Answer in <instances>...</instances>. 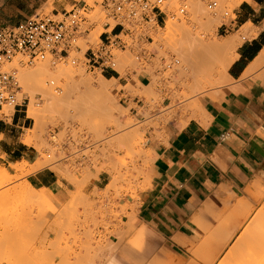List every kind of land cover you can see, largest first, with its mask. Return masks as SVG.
Instances as JSON below:
<instances>
[{
  "label": "rangeland",
  "instance_id": "374dc122",
  "mask_svg": "<svg viewBox=\"0 0 264 264\" xmlns=\"http://www.w3.org/2000/svg\"><path fill=\"white\" fill-rule=\"evenodd\" d=\"M100 1L50 0L39 11L41 16H53V10L56 7L59 11H62V8L69 10L75 3L82 6L86 2L87 14L85 13V15L87 21L85 28H87V32L78 38L77 46L81 48L80 52L74 50L71 57L62 58L55 63H52L48 58L43 61H34L32 64L27 62V58L17 55L9 64L18 69L22 92L29 99L27 107L21 109V114L26 118V124L19 133H21L22 141L24 138L31 141L27 145L36 150V155L39 156L38 161L34 164L37 166L39 162L41 166L38 164L39 167L34 168V164L19 163L25 165L26 170L24 173L18 174L16 165L4 164L0 150V168L6 169L11 175V179L0 183V264H104L110 260V252L123 243L128 244L133 249L131 252L137 255L144 264H146L147 254H150L154 264L240 263L242 259L247 257L240 256V254V258H243L240 261L236 258L238 263L234 262V259H231L230 262L226 259L224 262L221 257L225 256L228 244L234 241L239 232L240 228L236 230L235 225L240 224L239 221L244 217L246 218L250 211L253 212H250V215L256 216V212H258L257 203L264 199V196L263 198L260 197L261 193L264 194V179H256L244 188L229 189L217 194L212 200V204H206L207 207H204L203 217L195 221L197 229L194 231L196 235L194 241L189 244L183 243L181 249L177 251H165L163 249L164 241L151 230L142 228L136 218L141 205V193L150 187L152 180L153 158L151 150L146 146L148 140L146 132L152 128L163 126L178 112L183 116L188 115V119L197 115L198 117L202 116L204 108L201 100L209 92L222 85V83L215 84L218 78L214 70L216 59L211 57L207 63L206 61L201 63L195 57L189 59L188 56L180 55L166 43L163 45L159 36L161 37L162 32L164 33L166 30L165 22L160 24L159 30L157 29L150 34L154 39L152 43L146 45V49L154 54L150 61H138L135 58V52L132 50H119V74L113 71L102 73L93 69L86 64L84 53L90 45L99 42L98 37H93L94 32L102 33L105 31L104 23L108 20L105 18ZM208 1L199 0L206 9V16H204L195 11L198 0H172L169 7L171 12L166 21L171 19L176 21L179 26L184 25L188 29L189 35L198 36L204 43L224 39L226 36L218 30L223 21V10L228 9L231 12L242 0H218L219 6L215 10L208 8ZM53 2L61 6H56L57 4H53ZM181 5L187 6L184 14L177 12ZM176 28L180 27L177 26ZM249 29V25H245L239 31L236 39L238 44L242 41L241 35L246 34ZM73 57L77 62L72 65L71 59ZM173 58L178 59L179 63L168 68L167 63L171 62ZM190 61L193 63L189 64ZM39 62H45L53 70L62 63L63 66H76V69L83 70L84 74L96 79L113 78L114 81L107 84L109 85L107 86L108 90L103 95L93 96L92 100L93 102L98 100V102H104L114 107L95 112L93 103L84 100L81 96V93L84 92V86L82 88L66 86L61 80L60 83L55 82L54 89L61 94L64 93L65 89V92L70 93L72 101L70 100L64 107L66 110L64 113L52 111L53 109L50 108H46L50 111L45 110V112L43 108L48 100V95L44 92H37L34 95L35 104L33 106L37 104L36 108L39 109L37 112L43 113L40 123H36L29 113L30 99L33 96L32 90L30 91L29 87H26L28 83L22 77L21 70L24 67L33 68ZM212 68L214 69L212 70ZM132 70L150 74L153 80L151 86L175 87V98L180 103L176 104L173 101L171 106L161 107L159 113H157L158 111L154 112L163 101L162 93L154 92L153 88H145L141 91L130 83L123 86L124 82L127 81V74ZM22 78L27 83L26 85ZM49 84L47 87L51 88V83ZM123 90L125 94H121ZM127 94H131L133 97L136 95L145 96V120H141L131 113L130 108L136 107V104L131 103L129 107L123 105L122 99ZM14 112L13 106H4L3 111L0 112V117H10ZM139 113H141L140 108ZM6 145L12 149L18 146L16 140L15 143L10 145L6 143ZM0 149L3 150L4 147ZM42 168L54 170L73 186L67 201L62 202L57 196L47 194L46 189H34L26 180L28 175ZM100 174L105 176L104 183L107 185L103 190L94 192L96 199H90L85 189L90 183L98 179ZM257 181L260 185L257 184L254 187V183ZM250 186L252 189L248 191ZM238 198L244 200L240 201ZM243 201L246 203L244 204ZM238 202L243 204L240 206ZM237 214L242 215L238 217ZM260 214L257 216V218L260 217V220L256 218L259 222L262 220L263 213ZM233 217L239 219L237 223L235 222L237 218L233 219ZM113 218L116 219L115 229L109 230ZM259 222L253 224L259 225ZM101 227H104L106 231H100ZM253 227L254 225L251 227L253 230L251 228L249 230L250 234L252 233L251 230L253 233L254 230L256 231V228ZM116 228L121 229L117 235L119 242L109 245L105 242L107 234L115 232ZM139 229L140 232H137ZM142 230L149 233L144 232L145 235H143ZM233 230L238 232L232 235ZM214 231L216 232L214 233ZM147 233L149 236H146ZM227 236L230 239L225 245L224 241H226ZM203 239L208 240L204 241ZM205 242L208 244L206 245ZM220 243L224 245H221L223 255L216 256L212 263L210 261L214 256L208 255L205 250H208L209 247L220 248ZM202 246L205 247V250ZM246 246L245 248L248 247ZM204 256L208 259H203ZM218 258L222 260L221 263ZM232 260L234 261L232 262ZM246 261L249 264L248 258Z\"/></svg>",
  "mask_w": 264,
  "mask_h": 264
},
{
  "label": "crops",
  "instance_id": "0c3cea01",
  "mask_svg": "<svg viewBox=\"0 0 264 264\" xmlns=\"http://www.w3.org/2000/svg\"><path fill=\"white\" fill-rule=\"evenodd\" d=\"M49 1L0 0V29L39 14ZM57 11L56 7L53 13ZM245 25L250 29L237 43L227 80L201 100L202 116L188 119V115L178 112L163 126L146 132V146L153 158L152 180L150 187L141 193L136 218L142 228L151 230L164 241L165 251L180 250L183 243L194 241L195 221L203 217L205 205L217 194L264 179V64L252 69L254 61L264 51V0H242L232 9L231 16L223 19L218 30L226 37L237 38ZM152 82L147 72L132 70L123 86L130 83L141 91L153 88L154 92L162 93L163 101L154 111L157 113L161 107L171 106L173 101L180 103L175 98V87H155L151 86ZM122 101L125 107L136 104L130 108L131 113L141 120L146 119L145 96L127 94ZM25 124L26 118L18 109L10 117H0V144L4 147L0 150L4 164L26 162L32 165L38 161L36 150L21 139L19 132ZM15 140L17 147L12 149L6 145ZM26 180L33 188L46 189L47 194L57 196L62 202L69 199L73 190L67 180L49 168L31 173ZM104 181L105 176L100 174L86 187L90 199H96L94 192L106 187ZM251 189L252 186L248 191ZM115 224L113 218L109 230H114ZM100 231L106 229L101 227ZM120 231L118 228L107 234L105 242L118 243ZM131 251L128 244H120L110 252L111 258L104 264H144ZM146 258V264H154L150 254Z\"/></svg>",
  "mask_w": 264,
  "mask_h": 264
},
{
  "label": "built area",
  "instance_id": "2783aa9c",
  "mask_svg": "<svg viewBox=\"0 0 264 264\" xmlns=\"http://www.w3.org/2000/svg\"><path fill=\"white\" fill-rule=\"evenodd\" d=\"M170 1L101 0L100 5L108 21L104 23L105 31L100 34L99 42L86 49V64L102 73L113 71L119 74L118 51L127 49L135 52L138 61H150L154 54L146 49V45L154 40L151 32L166 22L171 12ZM218 6V0L208 1L210 10ZM86 10V2L82 6L75 3L71 9L57 11L53 16L36 14L17 25L0 29V112L4 106L21 110L29 102L22 92L18 69L9 65L13 58L21 55L27 58L28 63L50 58L55 63L71 57L74 50H81L77 41L87 32ZM185 11V5L177 9L180 14ZM222 16L227 20L231 12L224 9ZM71 61L77 62L74 57ZM175 63L179 60L173 58L167 67L171 68Z\"/></svg>",
  "mask_w": 264,
  "mask_h": 264
},
{
  "label": "bare ground",
  "instance_id": "6f19581e",
  "mask_svg": "<svg viewBox=\"0 0 264 264\" xmlns=\"http://www.w3.org/2000/svg\"><path fill=\"white\" fill-rule=\"evenodd\" d=\"M201 1V0H200ZM234 1V0H233ZM183 3V2H182ZM187 7V6H185ZM179 8V7H178ZM195 11L197 14L199 15H204L206 16V9L204 8V5H202V3L199 2L198 0V3L196 4V7H195ZM102 12V11H101ZM103 13V12H102ZM87 14V13H86ZM104 17V16H103ZM213 23V22H212ZM182 24V23H181ZM176 25V26H175ZM212 25V24H211ZM214 25V24H213ZM180 27V28H176L175 27ZM244 27V26H243ZM166 30H164V33L162 32V36L160 38V42L164 45L166 43V45H170V47H172L174 50H176L180 55H183V56H188L189 59H192L193 57L197 58L198 61H200L201 63H207V60L211 57H214L216 59V65H215V69L212 68V70L214 69L215 70V73L216 75L218 76V78L216 79L215 81V84L218 85V84H221L223 82H225L228 78V69L231 65V63L233 62L234 58H235V55H236V48H237V41L236 40L237 38L235 37H224V39H221V40H218V41H214V42H203L202 40H200V38L198 36H191L189 35V31L188 29L182 25V26H179L177 24L176 21H172L171 19H168L166 21V26H165ZM98 30V29H97ZM159 30V29H158ZM96 31V30H95ZM100 32L99 31H96L94 32V35L93 37L94 38H97L99 39V36H100ZM92 35V34H91ZM85 38V37H84ZM158 38V39H159ZM89 40V38H88ZM91 40V39H90ZM93 41V40H92ZM91 41V42H92ZM163 41V42H162ZM98 42V41H97ZM84 46V44H83ZM84 51V50H83ZM82 51V52H83ZM80 52V51H79ZM76 54V53H74ZM79 54V53H78ZM73 55V54H72ZM71 55V56H72ZM71 59V58H70ZM69 59V61H70ZM196 60V59H195ZM26 61V60H25ZM17 62V61H16ZM255 63L252 64V69L253 68H256L258 66H261L264 64V51L263 53H261V55H259L258 59L256 61H254ZM70 63V62H69ZM149 63V62H148ZM193 63L192 61L189 62V64ZM33 64V63H32ZM62 64V63H61ZM58 65L56 66L55 70L53 69H50L47 64L45 62L43 63H40L33 67V68H27V67H24L22 70H21V73H22V77H24L27 81V83H25L24 81V78L23 81L26 85V87H29L28 89L31 91L32 90V98L30 99V109H29V113L30 115L34 118L35 122L36 123H40L41 121V114L43 113H40V112H37V110L39 111L38 108H36V105L33 106L35 104L34 102V95L37 93V92H44L45 94L48 95V100L46 102V105L44 106V111L45 110H48L46 108H50L52 111H57L59 113H64L66 110H65V106L69 103V101L72 99V97H70V93L68 92H65V89H64V93L62 92L61 93H57L56 90L54 89V85H55V82H59V81H64V83L66 84V86H73V87H76V88H82V86H84V92L81 93V96L84 100H87V101H91L93 103V109L95 112H99V111H102V110H108V109H112L114 106L113 105H108L104 102H98V100L96 102H93L92 98L93 96L96 97L97 95H100L104 92H106L108 90V87L109 85V82L111 81H114L113 78L111 79H106L104 78L103 80L102 79H96L94 78L93 76H87L86 74H84L83 70H80V69H76V66L75 67H71L69 65L67 66H63V65ZM71 64V63H70ZM79 65V64H78ZM81 67V66H80ZM85 67V66H84ZM21 75V74H20ZM90 75V74H89ZM108 80V81H107ZM47 81H49V83H51V88L47 87L49 83H47ZM108 82V83H106ZM60 83V82H59ZM58 83V84H59ZM57 84V83H56ZM50 85V84H49ZM53 86V88H52ZM65 86V85H64ZM79 90V89H77ZM96 95V96H95ZM47 99V98H46ZM74 100V99H73ZM46 101V100H45ZM72 101V100H71ZM71 104V103H70ZM70 106V105H69ZM71 108V107H70ZM68 108V109H70ZM201 108V107H200ZM71 110V109H70ZM202 110V109H201ZM3 111V110H2ZM42 111V110H41ZM50 111V110H48ZM69 111V110H68ZM46 112V111H45ZM201 112V111H199ZM70 115V114H69ZM63 116V115H62ZM198 116V115H197ZM43 117V116H42ZM26 144H30L31 141L28 139V138H24L23 140ZM23 163H26V162H23ZM21 163V164H23ZM37 164V163H36ZM38 164L40 165L41 163L38 162ZM37 164V166L34 164V168L36 167H39V165ZM16 165V169H17V173L20 174V173H24V171L26 170L25 168V165H20L19 163H16L14 164ZM28 165V164H27ZM41 166V165H40ZM11 179V175L8 173V171L6 169H3V168H0V183H3L7 180ZM261 180V178H259ZM115 180V178H114ZM259 180V181H260ZM117 181V180H116ZM114 182V181H113ZM112 182V183H113ZM254 182V181H253ZM116 183V182H115ZM258 185H260L258 183V181L256 183H254V187H256ZM113 185V184H112ZM112 185H110L112 187ZM253 186V184H252ZM35 189V188H34ZM264 190V189H263ZM40 195V194H39ZM243 195V194H242ZM263 198L264 194L262 195V193L260 194ZM42 197V196H40ZM45 197V196H44ZM240 198V197H239ZM238 200H244V199H239ZM259 198V197H258ZM232 199V198H231ZM234 199V198H233ZM260 199V198H259ZM258 199V200H259ZM230 201V198L228 199ZM237 200V201H238ZM233 202V201H232ZM247 202V200H246ZM245 202V203H246ZM256 202V200H255ZM240 203V202H238ZM237 203V204H238ZM244 203V201H243ZM242 202L240 203V206L243 204ZM244 203V204H245ZM131 204V203H130ZM207 204H212V201L210 200ZM237 204H234V205H237ZM215 205V204H214ZM131 206V205H129ZM207 207V205H205ZM209 206V205H208ZM133 207V206H132ZM255 207V206H254ZM258 212H256V216H253V215H250V212L253 213L252 211L249 212V215H247V217L243 218L242 220H240V224L237 223V221L239 220L237 217H233L234 218H237V220L235 221L237 224L239 225H235L236 227V230H238L239 228V232L236 231V230H233V233H237V236L236 238L234 239V241L230 244H228L229 242V239L230 237L227 236V239L226 241H224V244H228L227 246V249L225 251V256L221 257V259H224V262L231 259H236V260H241L243 257H247L248 258V261H249V264H264V199L263 200H260V202L258 201L257 203V206H256ZM138 209V208H137ZM255 209V210H256ZM254 210V211H255ZM242 211V210H240ZM235 213V212H234ZM244 213V212H242ZM247 213V212H245ZM260 213H263L262 214V220L259 222L257 220H260L259 218L261 217V214ZM130 214V213H129ZM232 214V213H231ZM248 214V213H247ZM260 214V215H259ZM233 215V214H232ZM238 217H241V215L237 214ZM236 215V216H237ZM260 216L257 218V216ZM235 216V215H233ZM244 216V215H243ZM132 217V216H131ZM257 218V220H256ZM231 219V217H230ZM133 220V219H132ZM227 220V219H226ZM256 220V221H255ZM225 221V220H224ZM231 221V220H230ZM242 221V222H241ZM255 222H259L258 224L259 225H255L253 224ZM235 224V223H234ZM254 225V229L256 228V231L258 229H260L257 233L256 231L254 230V233H253V229L251 228L253 225ZM256 226V227H255ZM259 228H258V227ZM229 227V226H228ZM146 228V227H145ZM250 228L252 229L251 230V234L249 233L250 231ZM258 228V229H257ZM138 230V228H137ZM221 230V229H220ZM137 232H140V229L139 231ZM141 232H143L142 234L145 235L146 232L148 231H144L142 230ZM145 232V233H144ZM216 231H214L215 233ZM149 233V232H148ZM148 233L146 234V236H149ZM141 234V235H142ZM217 235V233H216ZM221 235V234H220ZM230 235V234H229ZM215 236V235H214ZM219 237V235H217ZM225 236V235H224ZM235 236V235H234ZM205 237V236H204ZM222 237V236H221ZM177 238V237H176ZM145 239V237H144ZM206 239V238H205ZM209 239V237H208ZM207 239V240H208ZM211 239H212V236H211ZM218 239V238H217ZM146 240V239H145ZM204 240V239H203ZM207 240H204V241H207ZM215 241V240H214ZM218 241V240H217ZM216 241V242H217ZM221 241V240H220ZM226 242V243H225ZM204 243V242H203ZM206 245L208 244V242H205ZM222 243V241H221ZM220 243V248L219 247H216V248H210L207 250H205V247H203V249L205 250V253H207L208 255H213L214 257L211 259L210 262L214 261V259H216V256L218 257L219 255H221L223 253V247H221V244ZM216 245V244H215ZM248 247H247V246ZM210 246V245H208ZM224 246V245H223ZM245 246L247 248H245ZM200 248V247H199ZM208 248V247H207ZM225 248V247H224ZM245 248V249H244ZM202 249V248H200ZM199 249V250H200ZM198 250V249H197ZM203 250V252H204ZM193 252V251H192ZM191 252V253H192ZM197 252H201V251H197ZM204 253V255L206 256V254ZM193 254H195L193 252ZM197 254V253H196ZM241 254V255H240ZM203 255V254H202ZM223 255V254H222ZM243 255V257L240 258V256ZM200 256V255H198ZM203 257L204 258H207V257ZM211 257V256H210ZM209 257V258H210ZM239 257V259H238ZM202 258V257H201ZM247 258L244 260L242 259L240 261V263H243L245 261V263L243 264H247ZM192 259V258H191ZM208 259V258H207ZM219 259V258H218ZM202 260V259H201ZM232 260V262L234 261ZM236 260L234 262H236ZM189 261V260H188ZM206 261V260H204ZM203 261V262H204ZM222 262V260L219 259V262ZM194 262V261H193ZM196 262V261H195ZM220 262V263H221ZM177 263V262H176ZM190 263V262H189ZM198 263V262H197ZM206 264H208L207 262H205ZM213 263V262H212ZM238 263V262H236ZM238 263V264H240ZM218 264V263H217ZM228 264V263H227ZM231 264V263H230Z\"/></svg>",
  "mask_w": 264,
  "mask_h": 264
},
{
  "label": "trees",
  "instance_id": "16d2710c",
  "mask_svg": "<svg viewBox=\"0 0 264 264\" xmlns=\"http://www.w3.org/2000/svg\"><path fill=\"white\" fill-rule=\"evenodd\" d=\"M109 77L111 76V75H108Z\"/></svg>",
  "mask_w": 264,
  "mask_h": 264
}]
</instances>
